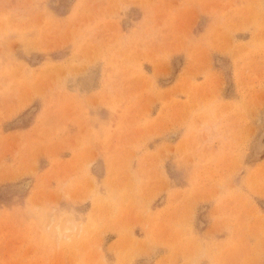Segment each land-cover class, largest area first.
Masks as SVG:
<instances>
[{
  "label": "rangeland",
  "instance_id": "374dc122",
  "mask_svg": "<svg viewBox=\"0 0 264 264\" xmlns=\"http://www.w3.org/2000/svg\"><path fill=\"white\" fill-rule=\"evenodd\" d=\"M261 142L264 0H0V264H264Z\"/></svg>",
  "mask_w": 264,
  "mask_h": 264
},
{
  "label": "bare ground",
  "instance_id": "6f19581e",
  "mask_svg": "<svg viewBox=\"0 0 264 264\" xmlns=\"http://www.w3.org/2000/svg\"><path fill=\"white\" fill-rule=\"evenodd\" d=\"M93 77H94V76H93ZM93 77L91 78V77L89 76V78H91V79H90L91 81H93ZM258 148H259V150H264V144L261 142L260 145H258ZM256 151H258V150H256Z\"/></svg>",
  "mask_w": 264,
  "mask_h": 264
}]
</instances>
